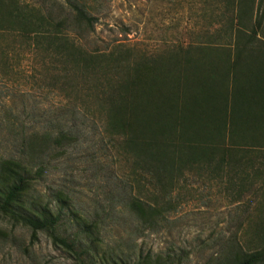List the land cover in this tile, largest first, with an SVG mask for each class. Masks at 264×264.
I'll return each mask as SVG.
<instances>
[{
  "label": "trees",
  "instance_id": "trees-1",
  "mask_svg": "<svg viewBox=\"0 0 264 264\" xmlns=\"http://www.w3.org/2000/svg\"><path fill=\"white\" fill-rule=\"evenodd\" d=\"M252 1L236 0L237 21ZM4 5L0 0V36L19 40L0 44V74L4 71L7 77L20 67V58L43 53L46 59H57L64 74L72 72L80 79L102 117L104 134L116 141L117 152L129 165V208L143 224L158 222L159 200H174L186 172L210 170L227 177L241 194L254 192L262 200L246 246L232 242L218 264H264V40L256 36L260 23L249 33L235 28L229 47L174 48L162 57L138 54L132 60L120 44L108 50L85 49L69 38L66 22H49L21 9L16 0H10L8 8ZM73 9L75 24L93 31L94 18L79 6ZM46 59L40 60L43 68ZM7 131L9 139L0 140V213L33 233H47L53 245L72 256L71 264H98L97 258L110 264L90 245L98 240L94 223L85 222L76 236L62 237L57 233L62 207L53 211L34 193L45 173L47 153L71 140L68 131L17 133L14 125ZM142 190L146 198L139 196ZM56 197L67 200L62 192ZM149 263L142 259L136 264Z\"/></svg>",
  "mask_w": 264,
  "mask_h": 264
},
{
  "label": "rangeland",
  "instance_id": "rangeland-1",
  "mask_svg": "<svg viewBox=\"0 0 264 264\" xmlns=\"http://www.w3.org/2000/svg\"><path fill=\"white\" fill-rule=\"evenodd\" d=\"M16 1L21 9L33 10L49 22H66L69 38L83 48L108 50L120 44L132 60L138 54L162 57L174 48L229 47L235 28L249 33L258 23L261 31L257 28L256 36L264 40V0L248 2L241 21L236 19V0ZM4 4L8 8L10 0ZM75 6L94 18L93 31L75 24ZM14 40L19 39L0 36V44ZM43 58V53L20 58L19 68L7 77L4 71L0 74V140L9 139L11 125L17 133L63 129L70 134V141L47 153L44 176L34 187L53 211L62 207L60 236H76L85 222L94 223L98 240L90 245L110 264H136L142 259L149 264H218L232 242L246 246L250 225L260 215L261 197L241 194L227 177L210 170L186 172L174 200H159L158 222L143 224L129 208V165L117 152L116 141L104 134L94 99L74 73L61 71L57 59H46V69L40 63ZM59 192L67 200H57ZM141 192L139 196L146 198ZM72 262L47 233H33L0 213V264Z\"/></svg>",
  "mask_w": 264,
  "mask_h": 264
}]
</instances>
